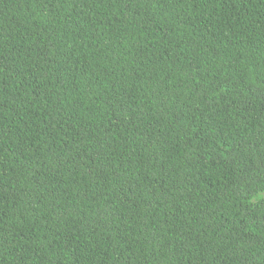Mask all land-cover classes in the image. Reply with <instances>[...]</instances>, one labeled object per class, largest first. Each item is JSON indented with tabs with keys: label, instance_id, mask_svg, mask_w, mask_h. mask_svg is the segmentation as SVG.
<instances>
[{
	"label": "trees",
	"instance_id": "16d2710c",
	"mask_svg": "<svg viewBox=\"0 0 264 264\" xmlns=\"http://www.w3.org/2000/svg\"><path fill=\"white\" fill-rule=\"evenodd\" d=\"M0 264H264V0H0Z\"/></svg>",
	"mask_w": 264,
	"mask_h": 264
}]
</instances>
